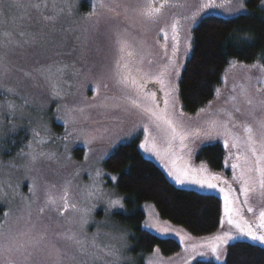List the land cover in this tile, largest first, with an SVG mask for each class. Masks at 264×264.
Here are the masks:
<instances>
[{
  "label": "rangeland",
  "instance_id": "obj_1",
  "mask_svg": "<svg viewBox=\"0 0 264 264\" xmlns=\"http://www.w3.org/2000/svg\"><path fill=\"white\" fill-rule=\"evenodd\" d=\"M18 2L20 7L10 8L9 0H3L0 6V85L14 89V93L0 90V105L12 102L17 106L15 114L11 116L6 109H0V226H3L0 231L9 238H18V242L27 240L26 236L21 237V233L44 237L38 249H29L33 254L28 264H55L57 253L63 264H77V261L88 259L80 255L74 241L67 239L73 234L87 242L96 236V242L101 247L112 245L120 248L123 253L122 264H137L139 260L148 264L150 259L159 260V264H192L198 260L217 263L206 248L197 247L193 251V247L222 234V229L234 233L235 230L226 221L214 235L195 237L183 228L161 219L150 203L142 205L144 229L180 243V235L186 234L191 239L186 238L181 243V250L169 257L160 252L153 256L157 248L148 255L132 256L130 231L114 218L115 213L124 212V208L108 206L109 199L117 198L123 205V198L113 188L115 180L112 178L115 176L102 166L118 145L138 137L140 144L143 143L145 124L149 126V140L156 136L158 148L162 152L167 148L162 135L138 110L128 106L123 99V91L115 84L113 73L119 55L117 41H128L137 52V59L141 55L144 57V69L158 71L167 63L165 51L171 55L169 26L173 17L190 16L196 11L200 0H182L183 7H166L156 22L140 15L146 0H104L105 7L97 5L95 15H90L93 11L90 0ZM33 4H39V9L32 7ZM155 4L159 6L158 0H155ZM245 12L246 6L244 11L234 15L223 9H206L194 24L185 22L176 56L181 70L189 54L184 53L189 25L192 30L206 15L232 18ZM161 28L169 31L166 43L160 34ZM5 33H10V37ZM173 79L176 77L173 76ZM261 79L264 77L256 69L231 68L228 64L216 88L220 89L219 94L215 89L211 105L199 115L184 113L185 124L193 130L206 129L207 122L212 118L226 120L221 110H228L232 111L233 120L238 124L231 129L235 134L243 136V125L247 123L258 137V124L264 121V106L260 103L264 100V92H256V88H264ZM97 83L100 85L99 90L94 91ZM241 86L247 88V98L253 101L251 105L247 103L246 97L240 95ZM156 87L159 98H162L163 93L158 85ZM229 96L236 97L235 105L240 112L233 111V105L226 102ZM160 103L162 107V99ZM176 108L181 109L180 103ZM34 131L40 135L35 136ZM67 133L72 135L65 139ZM85 139L92 142L85 146ZM41 140L46 142L41 143ZM215 143L225 149V165L222 171L207 167L211 173L227 181V185L239 197L240 184L233 179L232 160L228 159L230 153L234 159L236 150L226 149L222 138L210 140L203 135L190 137L192 156L189 160L187 150L183 155L192 166L198 167L203 163L195 159L199 149ZM140 151L168 176V159L162 161L141 148ZM79 154L80 157H77ZM32 155L36 156L34 162L31 160ZM177 155H180L178 150ZM168 178L177 185L171 177ZM177 186L214 194L220 198L223 206V195L218 190L201 189L196 185ZM65 188L68 189L69 203L75 204L76 209L70 207L60 215L51 206H46L45 201L51 195L57 198L56 207L60 208L62 203L59 197ZM89 191L103 194V198L90 199ZM239 199L242 201L243 197ZM250 203L254 212L248 213L245 209L244 218L255 222L259 210L264 209V199L254 194ZM41 208L45 209L43 213L39 211ZM84 208H90L91 211L88 223L81 228L79 209ZM6 213L9 215L6 216ZM146 222L156 225L161 231L146 228ZM2 242L7 244V241ZM199 252L205 255L200 256ZM97 254L102 257L98 264H111L110 257L103 256L102 252ZM72 257H76V260ZM8 259L15 261V264H23L24 257L15 250L5 251L0 257V264Z\"/></svg>",
  "mask_w": 264,
  "mask_h": 264
},
{
  "label": "snow or ice",
  "instance_id": "obj_2",
  "mask_svg": "<svg viewBox=\"0 0 264 264\" xmlns=\"http://www.w3.org/2000/svg\"><path fill=\"white\" fill-rule=\"evenodd\" d=\"M93 4V11L90 15H95V7H105L104 0H90ZM3 0H0V6H2ZM259 4L262 10H264V0H259ZM8 6L10 8L20 7L18 0H9ZM32 7L39 9V4H33ZM166 7H183L182 0H160L159 6H156L155 0H146L145 6L140 9V15L146 20L156 22L157 19L163 14ZM206 9H223L230 15H234L238 12L245 10V0H200V3L196 11L192 12L190 16H184L182 18L173 17L169 26L171 33V55L165 51L167 63L163 64L158 71L146 70L142 67L144 63V57L141 55L137 59V52L126 40H118V58L115 61L114 68V80L115 84L121 88L124 93L123 99L127 101L128 106L132 109L138 110V112L145 116L149 123L153 125L156 130L162 135L163 140L167 144V148L161 151L157 146V137L152 136L149 140V126L144 125L143 131L145 134L144 142L139 147L146 153H151L156 156L157 159H168L169 165L168 176L171 177L177 185H196L201 189L218 190L223 195V216L221 220V227H223L225 221L234 229L235 232L225 231L222 234H217L207 241L200 243L193 247V251L197 247L206 248L211 257L215 258L217 264H226V261L222 259V256H226V245L229 241L239 238H247L252 242H258L260 245H264V209L259 210L255 222H249L244 218V210L247 209L248 213H253L254 208L250 203L252 195L258 194L264 199V121H260L258 124L259 136L257 132L245 123L243 125V136L235 134L231 129L238 126L233 120L232 111L221 110L226 120H219L212 118L207 122L208 127L206 129H191L184 122V112L182 109L177 110L176 105L179 103V97L176 95L179 90L178 78L181 75V65L176 60L177 53L180 48L181 32L184 29V24L187 21H191L193 24L197 18ZM2 10V7H0ZM47 19V17H46ZM160 34L163 35L165 43L169 39V31L165 28L160 29ZM10 37V33H5ZM23 35V33H21ZM237 43L240 45L251 46L253 41L249 37H241L239 33L234 35ZM191 25H189V32L185 36L184 40V53L187 55L191 49ZM152 63L151 60L148 61ZM231 68L240 67L241 69L252 70L256 69L260 71L262 77H264V64L259 61L252 64L239 63L236 60L229 61ZM27 75V73H26ZM173 76L176 79H173ZM227 77H225V83ZM261 84H264V79L260 80ZM149 84H155L159 86V90L163 93L162 98H158L156 92L148 88ZM99 83L96 84L94 91L99 90ZM0 90L7 93H14V89L5 88L0 85ZM235 91V87L232 90ZM219 94L220 89H216ZM257 93L264 92V88H256ZM240 95L248 97L247 88L241 86ZM162 99L163 106L161 107L160 100ZM235 96H229L227 103L233 105V111L240 112L239 107L235 105ZM247 103L251 105L253 103L251 98H247ZM264 106V100L260 101ZM16 105L12 102L0 105V109H6L8 115H14L16 112ZM83 112V109H80ZM205 111L204 108L199 110ZM199 115V113H197ZM68 122L67 120L65 121ZM231 125V127H230ZM35 136H39L40 133L34 131ZM72 134L67 133L65 139H68ZM205 136L207 138L215 139L217 137L223 139L224 147L226 149L236 150L233 154L230 153L228 159L232 160L231 169L233 171V179L237 180L240 184L239 197H243V200L239 199L235 195L232 187L227 185V181L222 179L221 176L211 173L205 163H200L198 167H194L189 163L192 156V149L189 146L190 137ZM41 143L46 142L41 140ZM92 141L85 139V146H88ZM31 147V145H29ZM177 150L180 155H177ZM187 150L189 160H186L183 153ZM31 160L34 162L36 156L32 155ZM178 161H180L178 163ZM227 166V159H226ZM99 171L97 176H99ZM113 180L116 178L113 177ZM227 185V187H225ZM68 189L65 188L63 194L59 197V201L62 203L60 208H57V198L49 195L45 201L46 206H51L53 210L63 215L71 207L76 209L75 204H70L68 200ZM90 199H101L103 194H97L93 191L88 192ZM109 208L123 207L121 200L109 199ZM45 209L41 208L39 211L43 213ZM81 212V228L88 223V216L90 214V208L79 209ZM9 215L8 213L5 214ZM30 215V214H29ZM146 228H157L156 225L148 222L144 225ZM3 227V226H0ZM157 231H161L157 228ZM167 231V229H164ZM21 237H27V240L18 242V238H9L6 234L0 231V257L3 256L5 251L15 250L19 252L23 257V264H28L32 252L29 249H38L40 241L44 239L41 235L39 237H32L28 233H21ZM177 235H180L177 233ZM191 239L186 234L180 235L181 243L185 239ZM72 240L78 247L81 256H87L88 259L84 261H77V264H98L102 260V257L97 254L102 252L103 256L111 258V264H122L123 253L120 248L112 245H104L101 247L97 244L96 236L90 242L79 239L75 234L67 237ZM2 241H7L5 244ZM95 249L96 251H90L89 249ZM159 249L154 250L153 256H157ZM198 255L204 256V252H199ZM76 260V257H72ZM4 264H15V261L8 259ZM55 264H63L62 258L57 253ZM107 264V262H106ZM148 264H159V260L150 259Z\"/></svg>",
  "mask_w": 264,
  "mask_h": 264
},
{
  "label": "trees",
  "instance_id": "obj_3",
  "mask_svg": "<svg viewBox=\"0 0 264 264\" xmlns=\"http://www.w3.org/2000/svg\"><path fill=\"white\" fill-rule=\"evenodd\" d=\"M245 6L247 12L232 18L206 15L192 28L191 49L178 78L179 103L184 113L195 115L211 105L229 61L264 64V10L259 0H246ZM237 33L249 37L252 45L238 44L234 39ZM139 145V137L118 145L102 164L105 171L115 176L113 188L123 198L124 212L115 213L114 218L130 231L131 255H148L157 248L169 257L182 248L178 240L159 237L143 228L145 203L152 204L161 219L192 236L218 232L223 219L220 198L175 185L162 169L143 156ZM225 155V149L215 143L201 147L195 159L212 170L222 171ZM225 231L222 229V233ZM224 260L226 264H264V245L247 238L234 239L226 246ZM137 264L143 262L139 260ZM192 264L217 263L198 260Z\"/></svg>",
  "mask_w": 264,
  "mask_h": 264
},
{
  "label": "flooded vegetation",
  "instance_id": "obj_4",
  "mask_svg": "<svg viewBox=\"0 0 264 264\" xmlns=\"http://www.w3.org/2000/svg\"><path fill=\"white\" fill-rule=\"evenodd\" d=\"M158 2L160 3V0H158ZM148 88L151 89L152 91L156 92V95H157L158 98L160 97V93H159V91L157 90V87H156L155 84H150V85H148Z\"/></svg>",
  "mask_w": 264,
  "mask_h": 264
}]
</instances>
